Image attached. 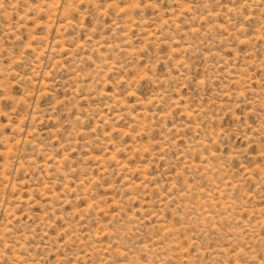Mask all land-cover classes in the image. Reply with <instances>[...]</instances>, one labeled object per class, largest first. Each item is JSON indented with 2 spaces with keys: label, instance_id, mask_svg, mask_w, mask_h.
Returning a JSON list of instances; mask_svg holds the SVG:
<instances>
[{
  "label": "rangeland",
  "instance_id": "374dc122",
  "mask_svg": "<svg viewBox=\"0 0 264 264\" xmlns=\"http://www.w3.org/2000/svg\"><path fill=\"white\" fill-rule=\"evenodd\" d=\"M0 264H264V0H0Z\"/></svg>",
  "mask_w": 264,
  "mask_h": 264
}]
</instances>
